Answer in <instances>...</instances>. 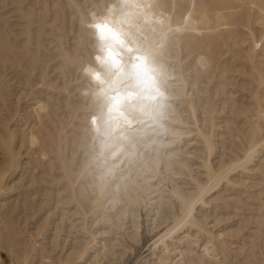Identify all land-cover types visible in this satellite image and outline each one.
I'll list each match as a JSON object with an SVG mask.
<instances>
[{
	"label": "bare ground",
	"instance_id": "bare-ground-1",
	"mask_svg": "<svg viewBox=\"0 0 264 264\" xmlns=\"http://www.w3.org/2000/svg\"><path fill=\"white\" fill-rule=\"evenodd\" d=\"M73 2L0 0V264L21 247L56 264H125L145 236L135 264L199 259L205 247L231 264L264 258V153L242 138L264 67V0H167L191 131L170 150L179 171L138 207L97 190L86 143L64 132L78 111Z\"/></svg>",
	"mask_w": 264,
	"mask_h": 264
},
{
	"label": "clouds",
	"instance_id": "clouds-1",
	"mask_svg": "<svg viewBox=\"0 0 264 264\" xmlns=\"http://www.w3.org/2000/svg\"><path fill=\"white\" fill-rule=\"evenodd\" d=\"M72 9L75 50L69 46L68 67L72 73L71 91L78 111L64 132L74 129L86 143L87 167L94 173L97 190L103 194L111 188L118 201L141 204V194L152 190L154 181L171 179L181 153L170 151L191 129L185 123L188 111H182L184 100V62L177 44L175 20L167 0H74ZM107 18L120 34L123 44L112 43L124 73H131L137 56H145L148 67L147 86L133 75L118 76V70L101 64L107 52L92 27ZM255 39L264 41V29ZM111 43V42H106ZM258 55L264 57V44ZM264 64V61H262ZM88 69L99 72L105 84L94 80ZM119 79L117 89L125 96L119 112H108V102L97 93ZM255 92L256 89L254 88ZM133 94L128 98V94ZM122 113V115H121ZM96 118L95 124L92 118ZM243 130L245 149L264 153V67L261 68L258 94L251 102ZM180 125L181 127H177ZM129 211H135L130 207ZM13 264H56L53 258L38 259L24 247ZM151 264H156L152 261ZM159 264H168L161 258ZM175 264H231L216 257L205 247L199 259L177 260ZM248 264H264L250 260Z\"/></svg>",
	"mask_w": 264,
	"mask_h": 264
},
{
	"label": "snow or ice",
	"instance_id": "snow-or-ice-1",
	"mask_svg": "<svg viewBox=\"0 0 264 264\" xmlns=\"http://www.w3.org/2000/svg\"><path fill=\"white\" fill-rule=\"evenodd\" d=\"M92 27L96 30L97 36L101 41L102 47H106V56L101 59L97 57L101 64L107 65L112 69L118 70V76L126 78L128 75H133L136 77L137 82H143L146 86L148 84V79H151L148 76V67L146 64L145 56H137L135 59L138 63L133 64L131 73H124V69L121 67L120 61L117 58V54L112 48V43H120L123 44L124 41L121 39L119 32H117L112 26L107 18L96 22L92 25ZM179 31V29H177ZM111 42V43H106ZM264 44V41L261 44L256 45L257 48L261 47ZM92 78L98 81L101 85L105 84V80L99 72H96L92 69H88ZM119 88V79L113 81L106 88H101L97 95L102 98L104 101L108 102V112H119L120 106L123 104L125 100V96L121 94L117 89ZM133 94L129 93L128 98H131ZM122 115V113H121ZM93 123L95 124L96 118H92Z\"/></svg>",
	"mask_w": 264,
	"mask_h": 264
},
{
	"label": "rangeland",
	"instance_id": "rangeland-1",
	"mask_svg": "<svg viewBox=\"0 0 264 264\" xmlns=\"http://www.w3.org/2000/svg\"><path fill=\"white\" fill-rule=\"evenodd\" d=\"M148 240L151 241V238L145 236L143 238V242H142V244L140 246V250L139 249L135 250L134 253L129 256V258L127 259L125 264H135V262H136L135 260H137V259L139 260L140 257L146 255L145 251H146V249L148 247V244L150 243V241H148ZM2 257H3V260H4L5 264H10V262H9V260H8V258H7V256L5 254H2Z\"/></svg>",
	"mask_w": 264,
	"mask_h": 264
}]
</instances>
